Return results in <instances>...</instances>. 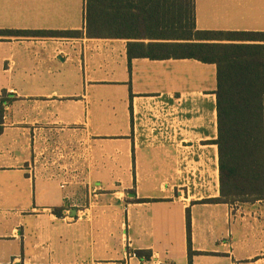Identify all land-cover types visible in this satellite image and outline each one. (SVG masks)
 Instances as JSON below:
<instances>
[{
    "label": "crops",
    "instance_id": "crops-1",
    "mask_svg": "<svg viewBox=\"0 0 264 264\" xmlns=\"http://www.w3.org/2000/svg\"><path fill=\"white\" fill-rule=\"evenodd\" d=\"M85 5L0 0V31L81 33L0 37V264H264V202L207 203L215 65L129 64L130 43L178 41L87 38ZM194 5L198 31L264 33V0Z\"/></svg>",
    "mask_w": 264,
    "mask_h": 264
},
{
    "label": "trees",
    "instance_id": "trees-1",
    "mask_svg": "<svg viewBox=\"0 0 264 264\" xmlns=\"http://www.w3.org/2000/svg\"><path fill=\"white\" fill-rule=\"evenodd\" d=\"M194 16V0H86L85 34L100 39L143 33L178 41L130 43L129 64L135 58H174L215 65L220 197L207 203L243 206L264 202V33L198 31ZM56 35L75 38L81 33L0 31V37ZM11 101L0 100V124L4 106ZM137 255L149 258L146 253Z\"/></svg>",
    "mask_w": 264,
    "mask_h": 264
},
{
    "label": "built area",
    "instance_id": "built-area-1",
    "mask_svg": "<svg viewBox=\"0 0 264 264\" xmlns=\"http://www.w3.org/2000/svg\"><path fill=\"white\" fill-rule=\"evenodd\" d=\"M82 148H83V143H79L78 144V149H77L78 150V152H77L78 153V157H80V153L82 152ZM64 150L65 149L62 150V147H60L58 145L54 146L53 150H52L53 154H52V157H51V159L49 161L52 163V162H55V160L57 158H59V159L64 158ZM71 157H72V154H71Z\"/></svg>",
    "mask_w": 264,
    "mask_h": 264
},
{
    "label": "rangeland",
    "instance_id": "rangeland-1",
    "mask_svg": "<svg viewBox=\"0 0 264 264\" xmlns=\"http://www.w3.org/2000/svg\"><path fill=\"white\" fill-rule=\"evenodd\" d=\"M76 157L78 158V153L76 154ZM84 157V147L82 148V152L80 153V158L83 159Z\"/></svg>",
    "mask_w": 264,
    "mask_h": 264
}]
</instances>
